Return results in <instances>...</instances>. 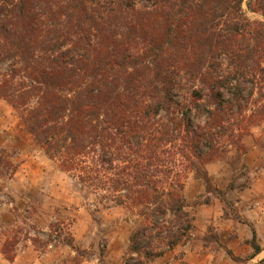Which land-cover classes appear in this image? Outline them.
<instances>
[{"label":"trees","instance_id":"trees-1","mask_svg":"<svg viewBox=\"0 0 264 264\" xmlns=\"http://www.w3.org/2000/svg\"><path fill=\"white\" fill-rule=\"evenodd\" d=\"M244 3L262 18H250ZM2 62L0 100L46 158L100 202L157 227L156 216L172 215L169 249L194 228L188 172L224 204L225 219L251 226L205 164L242 144L239 118L264 121V0H0ZM148 228L131 233L132 262L123 264L162 254L139 245ZM251 231L254 256L261 247ZM211 240L241 264L216 234Z\"/></svg>","mask_w":264,"mask_h":264},{"label":"rangeland","instance_id":"rangeland-1","mask_svg":"<svg viewBox=\"0 0 264 264\" xmlns=\"http://www.w3.org/2000/svg\"><path fill=\"white\" fill-rule=\"evenodd\" d=\"M243 8L250 18H262L247 10L245 3ZM8 68V62L0 64V72ZM180 91L185 93L183 89ZM257 98L253 94L246 114ZM192 115L196 122L201 121L196 113ZM239 119L240 127L248 131L240 139L242 144L227 146L224 158L206 163L205 168L214 185L226 190L227 198L241 214L228 192L232 189L238 192L255 179H264V121L247 126L245 119ZM1 149L4 151L0 154V264H123L131 256L129 237L142 223L152 228L141 235L139 245L162 251L150 264H229L232 260L222 246L211 240L214 234L223 246L229 248V243V249L242 259L241 264H264V256L249 261L250 254L246 253V247H250L246 242L250 239L246 238V232H251L249 224L228 219L232 223L229 228L219 227L216 220L206 218V213L195 220L200 206L214 204L225 219L224 204L208 194L205 187L203 194H196V187L191 194L187 192L190 201L186 200L185 209L193 217L194 228L183 243L169 249L163 235L176 222L172 215L156 216L157 227L124 206L100 202L94 193L59 171L46 158L22 128L17 113L4 100H0ZM188 180H198L204 186L192 172L187 173L185 184ZM55 228L60 229L59 234ZM65 238H71L80 252L64 244ZM261 241L264 250V237ZM5 243L13 254L12 260L2 253Z\"/></svg>","mask_w":264,"mask_h":264},{"label":"crops","instance_id":"crops-1","mask_svg":"<svg viewBox=\"0 0 264 264\" xmlns=\"http://www.w3.org/2000/svg\"><path fill=\"white\" fill-rule=\"evenodd\" d=\"M197 188L196 194H203L205 192L204 186L198 180L187 181L185 184L184 192L186 196L187 202L190 200L188 199L187 192H192V188ZM195 194V195H196ZM228 196H230L236 203L237 207L239 208L241 214H243L246 219L250 222L251 226L255 230L256 239L258 244L261 247V251L252 256L253 250L250 247H246V253L250 254L249 261H254L255 258L261 259L264 255V250L262 249V237H264V179L257 178L255 179L249 186L242 190L232 189L229 190ZM205 206V205H202ZM200 206L197 212L195 213V220L198 221L200 215L206 213L208 218L211 221H215L219 223V227H227L228 228L232 225V223L228 219L221 218V211L214 205H206L205 207ZM231 223V225H230ZM230 225V226H229ZM251 229V228H250ZM252 231L250 233L246 232V238H251ZM228 247L229 243H227ZM229 264H232L228 261Z\"/></svg>","mask_w":264,"mask_h":264}]
</instances>
